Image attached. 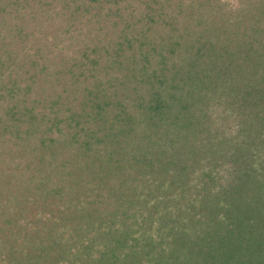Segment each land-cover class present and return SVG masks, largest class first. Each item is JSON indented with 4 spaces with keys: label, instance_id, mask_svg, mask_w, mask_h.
Wrapping results in <instances>:
<instances>
[{
    "label": "trees",
    "instance_id": "trees-1",
    "mask_svg": "<svg viewBox=\"0 0 264 264\" xmlns=\"http://www.w3.org/2000/svg\"><path fill=\"white\" fill-rule=\"evenodd\" d=\"M0 264H264V0H0Z\"/></svg>",
    "mask_w": 264,
    "mask_h": 264
}]
</instances>
